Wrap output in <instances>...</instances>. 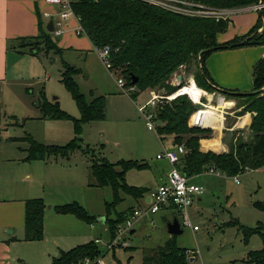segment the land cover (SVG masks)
Returning a JSON list of instances; mask_svg holds the SVG:
<instances>
[{
    "label": "rangeland",
    "instance_id": "374dc122",
    "mask_svg": "<svg viewBox=\"0 0 264 264\" xmlns=\"http://www.w3.org/2000/svg\"><path fill=\"white\" fill-rule=\"evenodd\" d=\"M151 5L182 15L211 17L230 22L248 16L250 11L241 10L253 6L220 8L225 13L209 10L205 13L197 11L192 14L188 11L177 12L157 4ZM184 8L187 9L185 6ZM234 11L239 12L234 15ZM53 12L54 10L50 11ZM44 20L45 28L50 20L48 22ZM69 23L70 31L60 35L50 33L54 42L62 48L61 53L55 50L49 52L42 50L37 55L31 54L25 47H21L19 39H13L9 44L13 43L16 48L12 47L10 52L18 54L20 58L16 56L15 59L11 56L8 61L0 58V224L5 217L2 204L16 202L14 204L17 206V200L26 195L28 186H31V193L36 195L31 198L41 197L47 206H52L50 210L44 212L43 239L26 240L25 229L22 232L21 228H16L15 233L8 234L7 228H1L0 240L4 239L9 243L10 235H13L18 241H13L12 244L19 248L21 255L24 254L25 257L36 255L40 264H51V257H57L61 252L100 238L98 246L102 249V254L97 259H101L102 264H144L145 256L152 254L173 236L168 232V224L177 218L183 232L175 235V240L180 247L189 251V264H231L247 259L251 250L262 249V238L258 234H253L246 242L240 226L256 228L264 223V211L256 205L264 201V169L247 171L237 176L207 171L194 176L193 182L203 185L206 191L202 200L194 202L189 208L192 226L183 225L182 215L177 209H163L156 214L139 218L134 226L135 232L126 236L128 247L116 244L114 248L108 250L107 244L112 242L114 237L111 238L109 222L103 223L102 218L106 219L109 215V219H112L117 212H127L131 207L144 210L145 203L138 205L133 197L120 191L119 195L123 200L115 208H110L108 214L107 203L115 201L112 188L108 186L94 188L88 185L92 180L89 166L93 155L98 158L104 157L112 163L122 160L147 162L148 168L130 169L126 174V182L129 186L155 189L161 181L159 173L167 166V162L156 159V155L163 151V144L157 134V125L162 122H156L154 117L156 130H149L146 114L140 112L137 105L142 106L149 101L150 91H156L161 95L173 94L174 91L169 92L166 88H147L141 95L133 97V93L137 91L136 87L133 91L121 88L118 78L124 77L120 71L111 72L106 67L88 36L82 29L80 32L77 30L80 24L74 17L69 19ZM263 27L264 21L258 31H262ZM234 29L235 24L231 22L228 29L218 35V40L224 41L225 37L233 38L238 35L239 32H235ZM63 61L80 69L75 79L88 102L98 95H104L107 100L106 118L83 123L79 133L75 132L73 119L44 118L40 108L41 102L46 101L49 104L58 102L59 107L72 118L81 117L76 101L62 81ZM201 61L200 52L197 55L193 54L188 61L178 65L167 81L173 88L179 86L177 84L180 82L179 77L183 79L182 86L189 85L193 79L205 93L198 100L190 93L184 94L196 106V112L191 116L189 124L212 130V133L200 139V150L201 140L212 138L214 132L219 131L213 122L203 124L206 112L210 111L213 105L223 115L220 129H224L223 140L229 149L238 141L250 140L253 136L251 122L256 112L246 109L252 98L228 97L219 89L212 90L199 85L196 72L202 67ZM243 68V80L250 84V81H253V68L248 70L245 65ZM205 91L214 94L211 103L208 102ZM250 91L252 90L238 92ZM220 97L223 101H233V105L225 106L227 109L219 108ZM171 101L164 100L155 107L149 105L145 110L153 114L156 107ZM170 135L168 137L172 138L173 134ZM29 138L45 146H63L77 139L80 147L69 152L67 156L51 153L45 160H26L29 155ZM172 142L168 138L164 145H171ZM203 146H207L204 141ZM50 168L54 169L51 174ZM53 173L55 175H52ZM236 178H239V182H236ZM73 202L83 206L96 217V220L87 223L77 221L75 217H67L78 222L79 226L59 221L68 215L59 214L56 207ZM151 220L154 224L150 222ZM236 222L238 224H234ZM80 224L86 226L85 231L80 230ZM195 225L199 230H194ZM61 228L65 231L63 235ZM60 236L64 238L61 239ZM21 259L30 264L26 258ZM76 264L85 263L83 260Z\"/></svg>",
    "mask_w": 264,
    "mask_h": 264
},
{
    "label": "trees",
    "instance_id": "16d2710c",
    "mask_svg": "<svg viewBox=\"0 0 264 264\" xmlns=\"http://www.w3.org/2000/svg\"><path fill=\"white\" fill-rule=\"evenodd\" d=\"M186 1L216 9H233L264 2V0ZM72 6L75 13L81 17L82 32L88 36L93 47L98 49L109 46L111 69L120 71L128 87H136L137 91L133 93V97H137L147 88H166L169 92L178 89L180 86L171 88L167 83L172 72L182 62L188 61L193 54L197 55L200 52L202 67L196 72L199 85L212 90L219 89L228 97L252 98L246 110L256 112L251 122L253 136L250 140L238 141L225 153L200 150V139L212 133V130L189 124L191 116L196 112V106L188 96H178L173 102H166L155 109V121L162 122L157 125V133L162 137L173 134L175 145L184 142L186 146L185 155L176 164L181 172L191 178L215 166L226 175L237 176L264 168V57L256 62L253 69L254 90L263 88L260 93L255 94L241 95L233 93L237 92L236 90L217 88L206 67V60L215 51L264 45V27L262 31H258L264 21V8L259 11L256 24L246 34L219 42L218 35L228 29L230 20L182 15L141 0H73ZM40 27L42 31L38 36L19 38L21 47L35 55L42 50L47 52L55 50L61 53L62 48L54 42L51 32L47 31L41 22ZM11 47L16 48L12 45ZM63 66L62 81L76 101L81 117L72 118L59 107L58 102L49 104L44 101L41 102L40 108L44 118L73 119L75 132L79 133L83 123L106 118L107 100L104 95H98L88 102L75 79L80 69L66 61H63ZM132 76L137 77L136 84L132 83ZM216 128L220 130L221 127ZM29 140V155L26 160H45L51 153L67 156L69 152L80 147L77 139L63 146H45L32 138ZM204 142L209 146L207 141ZM219 144L215 143L216 150ZM148 167L149 164L142 161L122 160L112 163L104 157L92 158L90 184L111 187L115 195V201L107 203L108 214L110 208H115L123 200L119 195L120 191L135 199L143 198L150 192L147 187L129 186L126 182V174L130 169ZM256 205L264 211V201ZM46 207V202L41 197L25 201L26 240L43 239ZM133 209L117 212L112 219H109V215L106 217L111 238L116 236L118 225ZM56 211L59 214L74 215L87 223L96 220L95 216L77 202L58 205ZM240 227L246 242L253 234H258L263 240V247L251 250L247 259L231 264H264V223L256 228H247L243 225ZM188 252L177 244L173 235L152 254L145 256L144 264H189ZM101 254L102 249L98 243L90 241L61 252L59 256L53 258L51 264H76L83 262L86 257L95 259Z\"/></svg>",
    "mask_w": 264,
    "mask_h": 264
},
{
    "label": "crops",
    "instance_id": "0c3cea01",
    "mask_svg": "<svg viewBox=\"0 0 264 264\" xmlns=\"http://www.w3.org/2000/svg\"><path fill=\"white\" fill-rule=\"evenodd\" d=\"M53 10L55 11V6L47 4L45 0H0V58L8 61V58L10 59L11 56H13L15 59L17 58L16 56H18V59H19L20 56L18 54L14 52H10L12 51L11 45L13 46L14 44L13 43L9 44V41L13 39L38 36L40 32L42 31L40 27V22L44 24V21H45L44 19H46L47 22L48 20H50L49 18L44 16V13L50 12ZM241 11H250L251 13L245 18H237V21H235V19L231 20L232 24H235L234 31L239 32L238 35H235L234 37L246 34L256 24L259 18V12L256 10L243 9ZM238 12L239 11H234L233 14L235 15V13H238ZM69 24L71 25V23ZM68 31H70V29L66 30L65 32H68ZM233 38L232 36L229 38L225 37L224 41H219V42H226V41L232 40ZM262 57H264V45L239 47V48L226 49V50L223 49V50H218V51L213 52L208 57V59L206 60V67L212 79L214 80V84L215 86H217V88H226L230 90H236L237 92L239 90H254V79L253 81L252 80L250 81V84L245 83L243 80V76H244L243 67L245 65V67L248 70L251 67L254 69L256 62L259 61ZM180 78L181 77H179L178 79ZM205 92L207 93L206 98L208 102L211 103V98L214 94L213 93L211 94L207 91ZM141 94L142 93H140V95ZM220 107L226 108V109L228 108V107L221 106V105ZM245 117H247V115ZM249 121H248V124H249ZM149 130H154V129H149ZM223 130L224 129H220L219 131L214 132V137L212 138L202 139L201 140V150L205 152L207 151H214V152L215 151H218V152L229 151V147L223 140L224 138ZM168 136H171V135H165L164 137H162L158 134L159 140L163 144V151L165 149H172L175 147L174 136L172 135V138ZM168 138H170L171 141H173L172 144L164 145L166 139ZM203 141H209L210 142L209 146H206V147L203 146ZM218 142H220V144L218 145L219 146L218 150H216L215 146L217 145H215V143H218ZM157 155H156L157 160L167 162L166 168L161 170V172L159 173L160 180H161L160 183H161L163 179L166 177L167 172L171 168L172 164L166 159H158ZM95 157L96 156L93 155V158ZM142 162H145V161L142 160ZM261 169H264V168H261ZM52 171H54V169L50 168V174ZM89 171H90V166H89ZM52 175H55V173H53ZM193 177H191L192 181H193ZM88 185L89 187H94V188L97 187V186H92L90 184V181ZM149 189L153 190L151 188ZM27 191L28 192L26 193V195H23V197H20V199L17 200V206H15L16 204H14L16 202H11V203L5 202L2 204L3 205L2 210L5 211V217H4L3 222L0 224V229L7 228L8 234L15 233L16 228H21L20 231L23 230L22 232H24V229H25V201L27 199H30L31 197L36 196V195H33V193H31V186H28ZM148 194H146L143 198H139V199H135L131 195L129 196L133 197L137 201L138 205H141L142 203L147 202V198L149 196ZM202 197L203 196L198 197L196 201L202 200ZM48 206L47 208H45V211L50 210L52 208L51 205H48ZM132 208L135 209L137 207H131L130 209ZM67 215L68 216H65L59 221L65 224L74 223L75 225L79 226L78 222H74V220L67 218V217H75L77 221L81 222L80 219L76 218V216L74 215H70V214H67ZM91 226H94V224H91ZM11 227H13L14 229H11ZM44 227H45V218H44ZM85 228L86 226L84 224H80L81 231H85ZM133 231L135 232V229H133ZM61 234L62 235L65 234L64 229H62ZM10 236H11L10 237L11 239L7 238V239H10L9 243L5 241L4 239L0 240V264H20V263L26 264L21 258H26L28 260L27 262H30V264L31 263L40 264L39 258L36 259L37 258L36 255H32L30 257H25L24 254L21 255L19 253V248L16 247L15 244H12L13 241H18V240H15V237H13V235H10ZM22 237L23 235H21V238ZM60 237L61 239L64 238L63 236H60ZM2 238H5V237H2ZM53 258L54 256L51 257V260H53Z\"/></svg>",
    "mask_w": 264,
    "mask_h": 264
},
{
    "label": "built area",
    "instance_id": "2783aa9c",
    "mask_svg": "<svg viewBox=\"0 0 264 264\" xmlns=\"http://www.w3.org/2000/svg\"><path fill=\"white\" fill-rule=\"evenodd\" d=\"M146 2H149L151 4H157L161 5L165 8H169L172 10H176L177 12H190V13H197L198 12H206L209 10H214L217 13H225L222 11V9H212L211 7H204L203 5H198L193 2H189L186 0H144ZM48 4L55 6V11L53 13L46 12L44 13V16L47 18H51L53 20L54 24V30L53 32L56 35L63 34L66 30L69 28V19L74 17L80 24L81 17L78 16L74 9H73V0H45ZM187 7L186 8H184ZM191 6L192 8H190ZM264 7L263 2H259L258 4H255L253 6L245 7L247 9L252 10H260ZM242 8V9H245ZM225 15V14H222ZM228 15V14H226ZM81 25L80 28L77 30L81 31ZM104 61L106 67L112 72L111 69V61H110V48L109 46L98 48L96 49ZM183 79H180V82L177 83L180 87L176 89L173 94H159L156 91H150L151 98L149 101L140 106H138V109L140 112L146 114L147 118V126L149 129L156 130V124L154 122L155 113L146 112V107L151 106H157L160 102L167 100L171 101L175 99L178 96H182L185 94V92H182L183 87L181 85ZM118 84L121 88H127L130 91H133L135 89V86H126V81L124 78H118ZM157 108V107H156ZM187 149L184 143L175 145L172 149H165L163 152L159 153L157 155L158 159H166L168 160L172 166L167 172L166 177L163 179V181L153 190H150L149 201L145 202V208L139 209L135 208L131 212H129L123 222H121L118 225L117 228V234L114 237V240L112 242H108L107 248L108 250L114 248L116 244L121 245L123 247H128L129 243L126 240V236L131 233V231L134 229V226L136 222L139 220L140 217H143L145 215H151L156 214L160 210L163 209H177L183 218V225L185 226H192V220L189 215V208L193 205V203L197 200L198 197L203 196L206 189L203 185H200L198 183H195L192 181L190 177H188L185 173L181 172L176 164L180 162L181 158L185 155ZM207 172L210 173H218L223 174L222 171L218 170L215 166L211 167ZM236 182H239V178H236ZM152 224L154 223L153 220L150 221ZM194 230L199 229L197 225L193 226ZM101 239L98 238L95 240L96 243H100ZM85 264H102L101 259H92L90 257H86L84 259Z\"/></svg>",
    "mask_w": 264,
    "mask_h": 264
},
{
    "label": "bare ground",
    "instance_id": "6f19581e",
    "mask_svg": "<svg viewBox=\"0 0 264 264\" xmlns=\"http://www.w3.org/2000/svg\"><path fill=\"white\" fill-rule=\"evenodd\" d=\"M182 92L190 93L196 100H198L200 98V96H202V94H205L203 89H201L198 85H196V83L193 79L190 80L189 85H185L183 87ZM233 103H234L233 101H228V100L223 101V98L220 97V103L219 104L221 106H231V105H233ZM213 106L210 107L211 108L210 111L206 112V118L203 120V124H209L210 122H213L214 123L213 125L215 127H221L223 115L221 113H219L218 110H216V107H213ZM218 120H220V121L217 122ZM223 123H224V121H223Z\"/></svg>",
    "mask_w": 264,
    "mask_h": 264
},
{
    "label": "water",
    "instance_id": "95a60500",
    "mask_svg": "<svg viewBox=\"0 0 264 264\" xmlns=\"http://www.w3.org/2000/svg\"><path fill=\"white\" fill-rule=\"evenodd\" d=\"M46 29H47V31H49V32H53V30H54L53 20H50V21L47 23V25H46ZM132 78H133L132 83H133V84H136V82H137V77L134 78V76H132ZM180 79H181V78H180ZM260 91H261V90L259 89V90H252V91H250V92H233V93L241 94V95H247V94H255V93H259ZM149 199H150V196H148L147 201H149ZM48 207H50V206H48ZM101 221H102V222H105L106 219H105V218H102ZM131 232H134V231L132 230ZM168 232H169L170 234H172V235H178V234H181V233L183 232V230L181 229V224H180V222H179V220H178L177 218H175L173 222H170V223L168 224ZM191 259L193 260L194 258H191Z\"/></svg>",
    "mask_w": 264,
    "mask_h": 264
}]
</instances>
